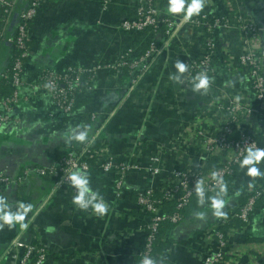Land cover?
Instances as JSON below:
<instances>
[{"label": "crops", "instance_id": "1", "mask_svg": "<svg viewBox=\"0 0 264 264\" xmlns=\"http://www.w3.org/2000/svg\"><path fill=\"white\" fill-rule=\"evenodd\" d=\"M136 5L137 0H112L106 7L102 0H48L39 10L30 29L31 52L23 76L22 95L29 99L14 107L12 117L17 124H9L0 134V174L17 178L25 169L48 168L97 136L104 143L103 155L110 153L121 158L133 154L141 166H148L149 159L162 151L168 169L176 163L191 168L201 152L199 147L187 149V136L213 131L222 100L227 97L254 102L248 72L239 64L243 48L238 18L259 30L260 56L264 61V0H205L201 15L228 25L215 32V75L207 92L194 93L192 85L187 87L182 82L183 74L180 80L173 79L178 61L185 64L206 52V31L188 27L148 71L141 73L139 67L133 71H99L92 85L79 93L75 111L64 116L50 96L34 86L40 75L48 71L64 74L69 67L116 65L121 55L138 51L141 37L120 29L121 23L134 17ZM166 7L167 0L161 5L162 18L171 17L166 14ZM12 29L15 24L9 27L10 36ZM10 57L11 47L5 44L0 52L1 74ZM140 73L137 86L132 88V80ZM250 123L252 133L264 146V121L254 115ZM77 126H81L79 130L88 129L85 143L69 139L70 131ZM176 141L184 142L183 147L175 148ZM92 166L91 187L109 205V212L103 217L94 215L91 209L78 210L72 203L73 193L58 185L57 175L33 174L23 184L0 191L13 210L19 202L32 206L25 221H30L26 230L21 231L18 226L0 229V264H15L4 252L19 235L46 251L48 259L44 264L139 263L147 220L135 201L139 193L151 187L152 179L141 173H128L122 189H117V173H106L98 164ZM258 167L264 172V162ZM246 171L239 168L233 186L227 190L223 209L226 218L214 216L207 199L179 224L163 225L164 248L157 253L160 264H202L203 254L215 245L213 234L218 229L228 239L227 258L231 264H264V202L247 225L240 226L232 218L242 205V197L252 189L249 184L254 185L261 178L249 177ZM165 177L166 174L158 180Z\"/></svg>", "mask_w": 264, "mask_h": 264}, {"label": "built area", "instance_id": "2", "mask_svg": "<svg viewBox=\"0 0 264 264\" xmlns=\"http://www.w3.org/2000/svg\"><path fill=\"white\" fill-rule=\"evenodd\" d=\"M47 1L0 0V52L4 44L9 45L12 57L11 67L2 73V77L9 80V85L14 90L10 96L0 98V134L9 124H17V121L12 117L14 107L21 101H28L29 99L23 97L22 89L25 86L23 79L25 64L30 58L31 52L30 29L39 10ZM164 1L137 0L136 17L124 21L120 25L121 31L129 34L142 33L148 29H158L160 25L165 27L164 41L161 44L151 42L147 51L139 59H130L134 50H129L118 58L116 65L100 64L89 69L69 67L64 74L52 71L44 72L34 86L45 91L56 108L63 115L69 116L74 112L79 93L84 87L92 85L91 82L99 71L111 69H130L133 71L138 67L141 69V73L148 71L156 58L171 48L182 31L188 27L192 29L207 28L208 31L206 32H209V35L205 38L206 52L204 56L186 61L185 65L188 70L183 73L182 82L187 87L191 86L192 78L200 72H205L212 81L215 75L214 53L216 48L215 39L212 36L214 28L218 26L215 24L220 25L221 22L205 14L193 17L191 22L187 24H182L179 18H162L161 5ZM111 2L112 0H103L105 7ZM14 15H17L15 31L10 36L8 30ZM238 26L243 48L239 63L248 72L254 102L251 103L249 99L244 98L227 97L224 102L222 100L221 114L213 122V131H198L193 133L194 136H187L186 143L189 147L187 149L193 150V148L199 147L201 152L193 167L183 168L179 163H176L171 169H168L165 166L162 151H157L149 159L148 166H141V162L133 154L118 158L110 153L103 155L102 152L97 156L95 164H98L101 170L106 173L115 172L118 174L117 189H122L125 176L128 173H141L152 179L151 187L144 193L138 194L135 201L147 220L144 227V245L138 264L145 256L154 259L158 264L156 247L160 229L167 223L177 225L183 220L179 213L166 214L157 206L158 202L153 199V196L159 189L163 193L164 200H176L178 202L177 208L183 209L196 195L195 188L199 181H203L205 198L215 194L219 185L212 178L213 172L218 173L219 177L225 181L227 177L233 175L235 168L240 165L246 147L255 145L264 148L250 128V121L254 115L259 116L261 122L264 121V61L260 56L259 30L242 17L238 18ZM141 73L138 77H133L132 88L137 86ZM183 144L182 141H176L173 145L176 148L178 146L183 147ZM86 153L89 151L82 147L78 151L69 152L48 168L25 169L17 178L1 173L0 191L13 184H23L33 174L38 176L53 174L59 178L58 185L67 187L75 195L76 191L67 177L70 171H75L77 168L88 173L92 171V164L89 160L83 159ZM214 160L217 162L216 165L210 169H205L206 165ZM164 174H166L164 180L159 181V177ZM247 196L246 204L241 206L232 217L240 220L244 225L250 222L258 207V201L264 196V193L260 189L253 190L248 191ZM213 235L215 245L203 254L202 264H231L227 258L228 239L226 235L219 229L214 231ZM4 255L15 264H44L48 259L44 249H40L35 244L27 243L22 235L14 240Z\"/></svg>", "mask_w": 264, "mask_h": 264}, {"label": "clouds", "instance_id": "3", "mask_svg": "<svg viewBox=\"0 0 264 264\" xmlns=\"http://www.w3.org/2000/svg\"><path fill=\"white\" fill-rule=\"evenodd\" d=\"M205 7V0H167L166 14L171 17H178L182 24L191 22L193 17L200 16ZM177 74L173 77L174 80H180L181 74L185 73L188 69L183 62H177L175 65ZM211 84L210 77L205 72H200L192 78V91L205 93ZM72 129L69 133V139L79 143L87 141L89 132L88 129L79 130ZM245 155L240 161V168L246 169V175L252 178L264 176L258 167L261 162H264V148L256 147L255 145L248 146L244 149ZM212 178L216 180L219 185V191L215 196L208 197L210 207L213 215L218 218H226V213L223 211L227 200V184L219 177L218 173L213 172ZM68 180L71 186L75 189L76 194L72 197L73 205L80 211H88L91 209L92 213L98 217H103L109 212V205L104 200L103 196L93 190L89 173L83 169L77 168L75 171H70ZM249 187H253L250 183ZM195 193L201 205L205 202V188L203 181H199L195 188ZM32 211V206L24 202H19L15 210L7 202V198L0 196V229L7 226L9 230L17 226L21 231L29 227L26 223L28 213ZM202 216L203 214H198ZM140 264H156V261L150 257H143Z\"/></svg>", "mask_w": 264, "mask_h": 264}, {"label": "trees", "instance_id": "4", "mask_svg": "<svg viewBox=\"0 0 264 264\" xmlns=\"http://www.w3.org/2000/svg\"><path fill=\"white\" fill-rule=\"evenodd\" d=\"M136 8H137V5H136ZM133 16L136 17V9L134 10V15ZM162 26L163 25H160V27H162ZM159 28L158 29H148V30H146L145 32H142V33H131L134 36L141 37V39L143 40V42H142V46L138 49V51H134V53L131 54L130 59H132V60L139 59L147 51V49L149 48V45L151 44V42H157V43L161 44L162 41H164V39H165V29L164 28L163 29L161 28L159 30ZM10 31L11 32H14L15 29H12ZM206 34L207 33L205 32V35ZM159 35L161 36V37H159L161 39L158 38ZM205 35H204V45H205V38H206V36L208 34L206 36ZM11 63H12V57H10L8 59V62H7V65H6V69L4 70V72L6 70L10 69ZM129 72H130V70L129 71L127 70V74L129 76H131L132 74L131 73L129 74ZM13 91L14 90L9 85V80L8 79L7 80L3 79L2 74L0 73V98H5V97L10 96L13 93ZM74 111H75V109H74ZM98 137L99 136H97V138L90 139L88 142H86L83 145V147H85L87 149V151H89V153H90V155H89V153H86L83 156V159L89 160L90 164H92V165L95 164L96 159H97V156L99 154H102V148H104V143H102L103 141H102L101 136L99 138ZM66 155H64V156H66ZM216 163H217L216 160L211 161L210 163H208L206 165V168L205 169H210V168L214 167L216 165ZM239 168H240V165L235 168V171H234V173H233L232 176H229V177H227L225 179L224 183L227 184V190L231 186H233L234 179H235V177L237 175V172H238ZM92 169H93V167H92ZM90 173H89V175H90ZM259 189L262 190L263 193H264V176H261V178L258 180V183L254 184L253 187H252V189L251 190H248V191H253V190L255 191V190H259ZM218 191H219V189L217 190V192L215 194L208 195L205 198V202L208 199V197L215 196L218 193ZM248 191H247V193H248ZM141 193H144V192H141ZM136 198H137V196H136ZM153 199H155L158 202L157 206L164 213H166V214L179 213L180 215H182L183 220L186 218L187 215H189L191 213L197 212L199 210L200 206H201V204L199 203V200H198L197 195H195V196L192 197V199H191L190 203L188 204V206H186L183 209H178L177 208L178 202L176 200H169V201L164 200L163 193H162L161 189H159L156 192V194L153 196ZM247 200H248V196L246 194L245 196L242 197V200H241V204L242 205L241 206H243L244 204H246ZM263 202H264V196L258 201V206H260L261 203H263ZM237 211H239V210H237ZM147 219H148V216H147ZM237 221H238V224L240 226L244 225L240 220L237 219ZM165 225H167L169 227L172 226V224H170V223H167ZM162 232H163V227L160 229V233L158 235V242H157V247H156V254L159 253V252H163L162 250L164 248V245H163V243H161V235H162ZM160 248H162V249H160ZM156 259H157V263H159L160 262L159 261V258L156 257ZM222 264H225V263H222Z\"/></svg>", "mask_w": 264, "mask_h": 264}, {"label": "rangeland", "instance_id": "5", "mask_svg": "<svg viewBox=\"0 0 264 264\" xmlns=\"http://www.w3.org/2000/svg\"><path fill=\"white\" fill-rule=\"evenodd\" d=\"M215 25H216V26L218 25V26L214 28V32H213V36H212L213 39H215V32H216V30H217L218 28H220L221 26H224V27H227V26H228L227 23H225V24H223V25H222V24H220V25H219V24H215ZM204 31H208V29L206 28V29H204ZM206 33L209 35V32H206ZM207 34H206V35H207ZM215 44H216V42H215ZM215 50H216V48H215ZM214 54H215V53H214ZM239 64H240V63H239Z\"/></svg>", "mask_w": 264, "mask_h": 264}, {"label": "water", "instance_id": "6", "mask_svg": "<svg viewBox=\"0 0 264 264\" xmlns=\"http://www.w3.org/2000/svg\"><path fill=\"white\" fill-rule=\"evenodd\" d=\"M16 19H17V15H14L11 27H13V25L15 24ZM158 264H160V262Z\"/></svg>", "mask_w": 264, "mask_h": 264}]
</instances>
